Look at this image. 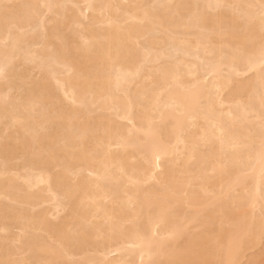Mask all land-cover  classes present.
Segmentation results:
<instances>
[{
  "label": "bare ground",
  "instance_id": "obj_1",
  "mask_svg": "<svg viewBox=\"0 0 264 264\" xmlns=\"http://www.w3.org/2000/svg\"><path fill=\"white\" fill-rule=\"evenodd\" d=\"M28 1L0 0V179L39 192L1 179L0 264H264V0Z\"/></svg>",
  "mask_w": 264,
  "mask_h": 264
},
{
  "label": "rangeland",
  "instance_id": "obj_2",
  "mask_svg": "<svg viewBox=\"0 0 264 264\" xmlns=\"http://www.w3.org/2000/svg\"><path fill=\"white\" fill-rule=\"evenodd\" d=\"M28 2H30V0H29ZM81 5H82V4H81ZM82 6H83V5H82ZM80 7H81V6H80ZM77 8H78V7H77ZM81 8H82V7H81ZM39 9H40V8H39ZM41 9H42V8H41ZM70 9H71V14H70V15H74V16L76 15L75 17H79V16H78V9H76V7H75V9H74V7H71V6H70ZM40 12H41V11H40ZM43 12H44V11H43ZM39 14H40V13H39ZM41 14H42V12H41ZM85 22L88 23L87 21H85ZM34 27H35V26H34ZM100 27H101L100 25H96V28H97V29H100ZM73 28H74V26H73ZM73 28H72V29H73ZM75 28H77V27H75ZM75 28H74V29H75ZM93 28L96 29L95 26H93ZM29 29H30V31H29V32H30V35H29V36H32V37L35 36V38H37V37H38L37 35L42 34V33H38V32H37L38 34L35 35V31L37 30L36 27H35V30H34V31H31V28H29ZM33 29H34V28H33ZM33 29H32V30H33ZM97 29H96V30H97ZM26 31H28V29H27ZM39 31H40V30H39ZM31 32H33L34 35H32ZM40 32H41V31H40ZM64 35H65V36H72V33H71L70 31H66V32H64ZM40 36H41V35H40ZM2 44H3V43H2ZM4 44H5V43H4ZM4 44H3V46H4ZM5 45H6V44H5ZM1 46H2V45H1ZM31 47H32L31 50H33V53L36 52L37 50L39 51V49H40L39 46H36V48L39 47V49H35L33 45H31ZM35 50H36V51H35ZM38 51H37V52H38ZM40 51H41V50H40ZM39 53H40V52H38V54H39ZM36 54H37V53H36ZM38 54H37V55H38ZM34 55H35V53H34ZM35 57H36V56H35ZM35 59H36V58H35ZM211 59H212V58H210L209 60H211ZM36 61H37V60H36ZM23 64H24V65H23ZM26 64H27V65H26ZM28 64H29V65H28ZM22 65H23V67H22ZM25 65H26V68H27V69L29 68L27 71H29L30 74H31V73H32V70H33V68H31V67H33V66H31V65H34V64H33L32 62H30V63H29V62H25V63H24V62H23V63L21 62V64H18V68H20L21 70H24V71H23L24 73L29 74V72H25V70H26V69H25ZM18 70H19V69H18ZM21 70H19V71H21ZM30 70H31V71H30ZM36 72H37V71H34V70H33V73H34V74L32 73L33 76L31 75V77H30V78H32V77H33V78H32V79H30V78L27 79L28 81L30 80V81H29L30 83H33V82L35 83V80H37L38 76H39L40 78L42 77V74H38V73L36 74ZM34 77H35V78L37 77V78L35 79ZM40 78H39V79H40ZM38 81H40V80H38ZM29 82H28V83H29ZM36 82H37V81H36ZM50 83L53 84L54 81L52 82V80H51ZM14 95H15V94H13V96H14ZM16 96L18 97V94H16ZM100 113H101V111H100ZM100 113H99V114H100ZM4 124H5V122H3V125H1V128H2V129L0 128V132L3 131V132L5 133V128H4L5 125H4ZM0 135H1V133H0ZM2 135H3V134H2ZM17 163H18V161H17L16 163H14V161L9 162V164H11V167H14V166H16V165H21V162L18 163V164H17ZM9 164H8V165H9ZM0 165H2V163H1ZM11 167H10V165H9L8 168H11ZM0 168H1V170H2V166H0ZM19 169H20V168H19ZM19 172H21V173L18 174V171H17V173H16V171H14V172H10V173H11V174L9 173L10 175H8V174L5 175V174H4V175H5L4 177L7 179V177H11V178L13 177V178H14V177H15V176H14L15 174H16V175L18 174V176L20 175L21 177H23V176L26 175L25 171H19ZM11 175H13V176H11ZM6 176H7V177H6ZM20 176H19V177H20ZM5 178L1 177V179H4V182L6 183ZM15 178H16L15 180L19 179L18 181H16V183H20V184H18L19 187H21V186H22V188L25 187V188H23V190H24V191H28L30 195H32L33 193L35 194V193L39 192V189H38V188H37V189H36V188H34V189H33V188H30V189L28 190V189H27L28 187L26 188V185H25V186L23 185L25 182L22 180V178H21V179L18 178V177H15ZM1 179H0V183L2 182ZM8 179H9V178H8ZM7 181H8V180H7ZM20 181H21V182H20ZM22 181H23L24 183H23ZM21 183H23V184L21 185ZM28 192H26V193L28 194ZM30 192H31V193H30ZM34 194H33V195H34ZM0 199H1V198H0ZM2 199H3V198H2ZM3 200H4V199H3ZM0 201H1V200H0ZM4 201L6 202V199H5ZM1 202H3V201H1ZM5 202H4V203H5ZM8 202H10V201H8ZM8 202H7V204H8ZM9 204H10V203H9ZM43 206H44V205H43ZM43 206H41L42 209H41V207H40L39 210L43 211V209H44V211H45V208L48 207V208L46 209V212H47V211L49 212V209H50V208H53L52 203H51V204L48 203V205L46 204L44 207H43ZM30 209H31V208H30ZM50 210H51V211H50L49 213L53 212L54 208H53V209H50ZM48 212H47V213H48ZM236 212H237L238 215H239V210L236 211ZM240 212H241V211H240ZM49 213H48V215H49V217H50V219H51L52 221H54V220L56 221V220H58V218H59V219H60V218L62 219V218L65 217V214H63V216H59V217L56 216L57 218H55V217H52V214H49ZM237 213L235 214V216L237 215ZM238 215H237V216H238ZM53 216H54V215H53ZM11 232H13V234H16V233H18L19 231H18V229L15 228V230L13 229V230H11ZM1 235H2V234H1ZM2 236H3V235H2ZM257 250H258V251H257ZM249 252H250V253H249ZM249 252L246 254V255H247V258H248V256H249L250 254H252V255H250L249 258H250L251 256L255 255V254H253V253H257V252H259V249H256V251L253 250V252H252V251H249ZM247 258L244 260L245 262L243 261V263H246V262H247ZM130 261H131V259H130ZM130 263H131V262H130ZM132 263H133V261H132ZM132 263H131V264H132ZM241 264H242V263H241Z\"/></svg>",
  "mask_w": 264,
  "mask_h": 264
}]
</instances>
